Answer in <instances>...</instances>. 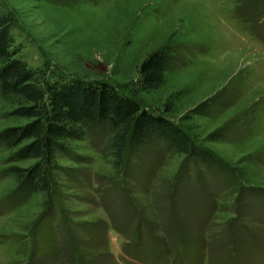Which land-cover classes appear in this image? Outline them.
Returning <instances> with one entry per match:
<instances>
[{
  "label": "rangeland",
  "instance_id": "374dc122",
  "mask_svg": "<svg viewBox=\"0 0 264 264\" xmlns=\"http://www.w3.org/2000/svg\"><path fill=\"white\" fill-rule=\"evenodd\" d=\"M0 10L30 66L123 90L151 49L171 47L174 64L143 104L169 105L223 162L202 166L155 141L117 170L108 136L89 132L58 159L53 205L40 193L18 200L0 175V264H264V15L247 0H0ZM201 101L206 114L190 112ZM13 107L0 99V130L26 121Z\"/></svg>",
  "mask_w": 264,
  "mask_h": 264
},
{
  "label": "trees",
  "instance_id": "16d2710c",
  "mask_svg": "<svg viewBox=\"0 0 264 264\" xmlns=\"http://www.w3.org/2000/svg\"><path fill=\"white\" fill-rule=\"evenodd\" d=\"M247 2L249 13L261 19L264 0ZM12 26L11 14L0 10V99L14 105L11 115L26 119L0 130V147L6 151L3 163H9L0 175L12 176L14 186L9 193L18 200L40 193L45 207L57 203L58 179L66 169L58 159L71 156V143L96 129L108 136L112 165L117 170L126 159L155 141L161 142L167 152L184 154L186 160L192 158L202 166L223 168L219 158L194 143L180 125L167 117L169 105L158 110L143 104L142 94L158 88L164 72L174 64L171 47L151 49L138 66V79L123 90L105 81L67 77L30 66L18 54ZM206 106L201 101L190 112L205 115ZM23 161L30 162L25 166L12 164Z\"/></svg>",
  "mask_w": 264,
  "mask_h": 264
}]
</instances>
